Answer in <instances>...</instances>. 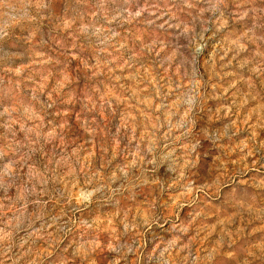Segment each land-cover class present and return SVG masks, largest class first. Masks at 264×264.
Masks as SVG:
<instances>
[{"label": "rangeland", "instance_id": "1", "mask_svg": "<svg viewBox=\"0 0 264 264\" xmlns=\"http://www.w3.org/2000/svg\"><path fill=\"white\" fill-rule=\"evenodd\" d=\"M0 264H264V0H0Z\"/></svg>", "mask_w": 264, "mask_h": 264}]
</instances>
